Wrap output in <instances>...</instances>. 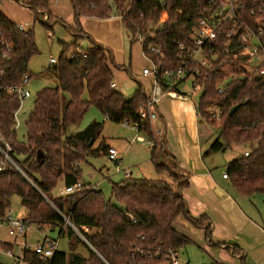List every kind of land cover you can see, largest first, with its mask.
I'll list each match as a JSON object with an SVG mask.
<instances>
[{
  "label": "trees",
  "instance_id": "1",
  "mask_svg": "<svg viewBox=\"0 0 264 264\" xmlns=\"http://www.w3.org/2000/svg\"><path fill=\"white\" fill-rule=\"evenodd\" d=\"M0 0V136L13 148V158L25 176L13 166H7L0 174V217L6 215L11 198L18 195L26 209L27 225L43 229L45 226L59 228L60 234L72 237L71 252L56 250L47 260H42L29 249L25 259L34 264H142L146 255L164 251L169 247L181 249L193 242L191 238L174 228L179 217L187 219L193 227L204 229L206 239L211 235L205 214L193 217L181 190L187 186L176 170L159 162L166 153L160 136H155L149 117L142 119L146 110L148 94L139 84L135 93L126 98L111 87L114 68L118 65L112 49L96 42L82 27V16L108 19L119 16L124 30L135 40L144 39L143 52L162 66H177L187 49L191 47L189 35L202 17L214 10L209 0H69L74 15L70 27L73 41L62 42L63 50L52 69L58 77V87H44L35 96L33 109L26 121V140L16 139L14 113L20 106L17 95L10 91L22 84L25 74L32 77L29 62L40 53L33 30L20 31L16 23L2 11ZM245 2V17L253 21L250 13L255 3ZM51 0H26L24 4L50 21ZM166 18L161 20L162 15ZM47 22L45 26L50 27ZM158 25V26H157ZM223 38V37H221ZM89 39L90 47H80V40ZM71 47H74L70 54ZM150 47L162 52V56L150 53ZM232 53L217 50L208 68L197 75L199 91L203 96L196 104L201 121L214 125L219 135L203 153L204 157L226 150L233 144L249 143L248 153L233 159L227 165V176L235 191L244 196L264 193V76L230 81L223 94L218 84L225 78L221 70L225 63L237 62ZM183 82V81H182ZM181 83V82H180ZM179 82L175 89H177ZM169 84H164L167 91ZM88 92V99L83 98ZM221 105L219 120L212 118L208 108ZM238 109L230 115L232 107ZM91 106H96L102 115L114 122L137 123L139 131L150 137L151 162L156 171L167 170L171 181L132 179L113 183L110 199L103 191L90 184L74 193L55 195L60 182L71 186L81 177L80 162L89 156L107 154L105 140H100L103 122L92 121L83 130L71 133V128L80 125ZM99 143L96 145V143ZM161 141V142H160ZM23 156V159H19ZM175 166V164H174ZM176 167V166H175ZM64 217L78 227L88 226L95 230L85 236L95 250L66 225ZM144 236L142 239L141 236ZM78 244L88 248V257L75 252ZM218 243L217 245H221ZM0 249L13 253L15 245L0 241ZM138 249L145 251L139 255ZM234 255H240L236 245L226 246ZM243 260V258H241ZM1 264V263H0ZM153 264V262H152Z\"/></svg>",
  "mask_w": 264,
  "mask_h": 264
},
{
  "label": "rangeland",
  "instance_id": "2",
  "mask_svg": "<svg viewBox=\"0 0 264 264\" xmlns=\"http://www.w3.org/2000/svg\"><path fill=\"white\" fill-rule=\"evenodd\" d=\"M24 1L26 0H3L1 5L3 13L10 20L14 23H22L27 30H33L35 41L40 51L29 62V71L32 77L25 87L30 92V97L22 103L21 111L18 115L19 126L15 129L16 139L19 142L26 140V121L30 111L33 109L36 93L44 87L59 86V80L52 69L53 64L50 63V58L53 57L57 60L63 50L62 42L70 43L73 41V33L70 27L74 23V15L69 0H51L49 6L51 18L49 22H47V17H43L41 14H38V19H36L35 11L26 6ZM165 18L166 15L163 14L161 20ZM46 22L50 27L45 26ZM122 31L123 46L122 49L115 50L114 58L116 62H120L121 67L113 69L118 89L126 98H129L135 93L138 85L141 84L145 87L148 94L151 89V79L142 75V69L150 66V63L144 57L143 44L139 38L133 40L124 30L123 25ZM79 44L83 49H87L90 47L91 42L89 39H82ZM73 50H75L74 47H71L68 54ZM191 82L192 80L189 78L180 84L177 87V93L187 94L192 88ZM188 96L185 98L189 100L187 103L183 104L176 100L170 103L174 126L171 124L167 128L173 133L174 130L177 131L178 125H180L186 132V141L190 144V151L195 147V144H200L206 151L209 143L219 135V132H217L218 128L201 121L197 114L196 103L192 100L193 96ZM83 98L88 99L87 91L84 92ZM176 117L179 118L178 122ZM94 120L104 124L100 140L104 139L107 147L115 148L119 152L121 159L119 162L112 161L107 154L86 157L85 160L80 162V181L96 186L103 191L106 199H110L113 183L121 182L128 178L151 179L154 181L172 180L170 176L166 175L167 170L158 172L151 162L150 147L154 143H147L150 140L149 136L135 129L132 125L114 123L106 119L96 106L90 107L80 125L71 128V133L74 134L83 130ZM153 122L155 126L160 127L164 131V124H162L161 118L155 119ZM138 137H143L146 142H141ZM200 139L202 140L200 141ZM98 143L99 141L96 145ZM249 149V143H241L233 144L224 153H215L216 155L214 156H217V167L213 168V170H217L219 173L226 171L229 161L243 155V152ZM23 158V156H19V159ZM158 161L163 162L165 166L170 167L173 171L176 170L174 164H171L170 159L164 153L160 155ZM63 189L64 184L60 182L54 194L59 195ZM238 196L245 200L250 210L257 213L259 211L264 216V193H256L250 196L238 194ZM10 208L13 210L15 217H19L26 212L18 195H14L11 198ZM173 226L176 230L193 240V242L180 249L179 264H242L231 252L217 245L212 240V235L206 239L205 230L193 227L184 217L181 216L176 219ZM9 229L8 225L0 228V240L15 245L14 256H18L17 252L20 246L33 248L42 242L45 237L57 239V249L70 253L72 250L70 243L75 240L74 236L61 235L59 228H53L52 226H45L40 229L34 225H27L25 234L16 235H11ZM94 232L95 230L90 229L88 234ZM210 240L213 242H210ZM74 251L84 257H88L89 254L88 248L83 244H78ZM0 263L17 264V261L13 256L7 254L5 250L0 249Z\"/></svg>",
  "mask_w": 264,
  "mask_h": 264
},
{
  "label": "built area",
  "instance_id": "3",
  "mask_svg": "<svg viewBox=\"0 0 264 264\" xmlns=\"http://www.w3.org/2000/svg\"><path fill=\"white\" fill-rule=\"evenodd\" d=\"M211 5H215L214 10L208 17H202L198 23L192 28L189 40L191 47L186 48L181 45L182 49H187L180 63L172 68L162 66L160 60H155L148 54L144 53V57L150 63L142 69V75L151 79V90L148 94V103L146 110L141 113L142 119L149 117L151 121L158 117V105L164 95H176L181 98H187L199 92L197 83V75L202 69L208 68L211 59H213L217 50L232 53L234 58H239L237 62L225 63L221 70L225 74V78L218 84V92L223 94L226 91V85L235 79L247 78L251 79L258 76H264V2L261 4L255 3L258 15L255 16V10L250 13L255 17L253 21H249L245 17V2L249 0H209ZM20 31H26L25 26L20 23L16 24ZM223 37V38H221ZM139 40L143 44L144 39L140 35ZM150 53L162 56L160 50L155 47H150ZM57 60L50 58V63L55 64ZM192 80V94L177 93L174 86L177 83ZM29 82V76L25 74L22 78V84H16L10 88V91L15 93L19 99L20 106L14 113L15 125L14 128L19 126L18 115L21 111L22 103L30 97V92L26 89L25 85ZM164 84H169V88L163 89ZM111 87L118 90L116 83L111 82ZM195 103V101H194ZM209 114L212 118L219 120L222 114L221 105H213L208 108ZM124 125H132L135 129L139 130L137 123H130L129 121L122 122ZM141 142H146L143 137H138ZM151 144L152 141L147 142ZM13 148L10 144L0 136V174L6 169L7 166H13L21 174H24L22 169L18 166L13 158ZM248 155L247 152L244 153ZM107 156L110 160L119 162L120 154L115 148H109ZM128 175V174H127ZM26 177V176H25ZM228 178L227 173L224 174ZM83 187V182L78 181L71 186H64L60 194H70L79 191ZM66 225L70 226L74 232L90 247L95 250L90 242L87 240L85 233L88 234L90 227H78L70 222L68 217H64ZM8 225L9 233L11 235L25 234L26 222L23 216L15 217L13 211L7 210L5 216L0 217V228ZM143 239L144 236L142 235ZM1 241V240H0ZM58 242L49 237L38 243L33 248L20 246L18 248V256L13 253L7 252L13 256L17 264H34L33 262L25 259V249H29L32 253L39 256L42 260L50 259L54 252L57 250ZM139 255L145 256L143 249H138ZM181 257L180 249L176 247H169L164 251H157L154 254H147L142 264H179Z\"/></svg>",
  "mask_w": 264,
  "mask_h": 264
},
{
  "label": "crops",
  "instance_id": "4",
  "mask_svg": "<svg viewBox=\"0 0 264 264\" xmlns=\"http://www.w3.org/2000/svg\"><path fill=\"white\" fill-rule=\"evenodd\" d=\"M80 23L96 42L111 48L115 58V50H120L123 46L121 17L113 16L108 19H96L82 16ZM116 63L121 65L120 62ZM113 81L118 88L115 74ZM187 93L192 94V88ZM175 100L183 104L189 102L185 98L166 94L158 105V117L156 119L161 118L164 131L152 122L155 136H160L165 146V156L170 159L172 165L175 164L177 173L183 177L180 181L187 184L181 190L187 209L195 218L202 214L207 215L209 217L207 225H210L212 240L216 244L222 243L219 246L223 249H226V246H238L241 249V254L239 256L233 255L242 264H264V216L259 211L258 213L253 212L247 207L245 200L236 193L230 178L224 177L227 171L219 173L217 170H213L217 167V156H214L217 153L204 157V147L200 144H195V147L190 151V144L186 141L184 128L178 125L177 131L174 130L173 133L167 128L171 124L174 126L170 103ZM176 119L178 122L179 118L176 117ZM225 151L226 149L221 152L224 153ZM166 175L170 176L168 171ZM21 216H26V212ZM54 240L58 242L57 239ZM212 240L210 242H213Z\"/></svg>",
  "mask_w": 264,
  "mask_h": 264
},
{
  "label": "water",
  "instance_id": "5",
  "mask_svg": "<svg viewBox=\"0 0 264 264\" xmlns=\"http://www.w3.org/2000/svg\"><path fill=\"white\" fill-rule=\"evenodd\" d=\"M43 13L46 15V17H48L47 16L48 15L47 12H43ZM203 93H204V90L201 89L197 94L194 95V101H195L196 104H198L200 102V100H201V98L203 96ZM238 107H239L238 105L232 107L229 114L232 115L238 109ZM224 150H225V148L222 149V151H224Z\"/></svg>",
  "mask_w": 264,
  "mask_h": 264
}]
</instances>
